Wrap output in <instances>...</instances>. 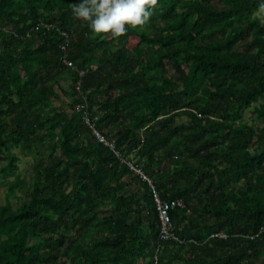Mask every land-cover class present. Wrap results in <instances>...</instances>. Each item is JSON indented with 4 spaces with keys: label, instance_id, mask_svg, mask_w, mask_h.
Returning <instances> with one entry per match:
<instances>
[{
    "label": "trees",
    "instance_id": "trees-1",
    "mask_svg": "<svg viewBox=\"0 0 264 264\" xmlns=\"http://www.w3.org/2000/svg\"><path fill=\"white\" fill-rule=\"evenodd\" d=\"M259 2L157 0L114 45L73 17L77 0H0V264H264ZM133 159L185 204L175 239L159 241Z\"/></svg>",
    "mask_w": 264,
    "mask_h": 264
},
{
    "label": "clouds",
    "instance_id": "clouds-1",
    "mask_svg": "<svg viewBox=\"0 0 264 264\" xmlns=\"http://www.w3.org/2000/svg\"><path fill=\"white\" fill-rule=\"evenodd\" d=\"M156 4L157 0H77L71 13L87 22L92 33L116 38L125 34L126 25H145ZM259 9L264 12V0H260Z\"/></svg>",
    "mask_w": 264,
    "mask_h": 264
},
{
    "label": "built area",
    "instance_id": "built-area-1",
    "mask_svg": "<svg viewBox=\"0 0 264 264\" xmlns=\"http://www.w3.org/2000/svg\"><path fill=\"white\" fill-rule=\"evenodd\" d=\"M64 62L68 64L69 66L72 65V63L68 60H65ZM80 107L83 108L84 106H80ZM81 115H82V119L84 123L87 124V126H89V128L92 130L94 135L97 137V139L100 142H103L109 148L114 149L115 147L114 141L106 140L105 137L99 132V130L96 129L95 119L91 118L89 112L85 110L84 113H81ZM117 156L121 158L119 153H117ZM121 160L122 162H126L124 158H121ZM127 164L130 165V168L136 174L141 175L143 179H146L151 189L153 190L154 202H155L156 210L158 213V218L160 221V229H159V237H158L159 241L165 242L168 240L175 239V234H174L175 231H174V226L171 221L170 212L173 209L185 208V204L180 199L171 200V201H164L163 199H161L157 190L154 188L152 181L150 180V178L145 177V174L143 173L141 168L138 165H136L135 160L134 159L130 160L128 161ZM263 230L264 228L261 229L260 232H262Z\"/></svg>",
    "mask_w": 264,
    "mask_h": 264
},
{
    "label": "rangeland",
    "instance_id": "rangeland-1",
    "mask_svg": "<svg viewBox=\"0 0 264 264\" xmlns=\"http://www.w3.org/2000/svg\"><path fill=\"white\" fill-rule=\"evenodd\" d=\"M260 14V12L258 13ZM93 37H96L97 40H102L105 39L106 42L110 43V44H114L117 45L119 44L118 41H115L112 39V37L109 36H101V34H94ZM242 48V47H241ZM96 65H98L97 63H93L91 64L92 67H96ZM61 85L63 88H67L71 82L70 77H64L62 79H60ZM57 90L59 91V88H57ZM60 92V91H59ZM61 95V93H60ZM61 97H63L65 100H68V97H66L65 95H61ZM253 109L254 106L248 110L245 111V120H247L250 123H254L255 121L258 124H261L260 121L256 120V116L255 114H253ZM183 120V119H182ZM41 151H44V148L40 146ZM46 151H44L43 153H45ZM36 154L34 151L28 152L26 155H20V161H19V171L21 172L23 178L28 182L31 178V174H32V160L35 158ZM13 176H9L8 179H12ZM17 195H21L20 192H17ZM5 197H6V185H0V204H4L5 203ZM11 201L13 202V204L16 206L19 202L18 199L12 198Z\"/></svg>",
    "mask_w": 264,
    "mask_h": 264
}]
</instances>
